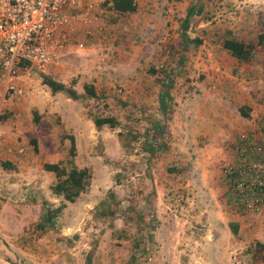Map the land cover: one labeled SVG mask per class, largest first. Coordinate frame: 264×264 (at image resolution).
<instances>
[{"label":"rangeland","instance_id":"1","mask_svg":"<svg viewBox=\"0 0 264 264\" xmlns=\"http://www.w3.org/2000/svg\"><path fill=\"white\" fill-rule=\"evenodd\" d=\"M163 1H159V9L155 10L156 20L150 23L154 35L150 28L145 37L135 33L129 38L121 33L119 36L125 39L119 40L117 29L111 30L108 24L110 19L98 13L106 35L112 40L100 45L95 37H85L77 27L75 37L85 40L86 48L82 51L70 48L53 73L45 75L79 92L82 82H92L96 98L80 99L84 101L87 117H112L117 126L98 130L93 127L88 137L77 140L72 160L78 167L88 169V188L74 203L66 204L54 226L45 231L35 228L41 202L57 206L60 201H49L48 189L44 188L46 195H43L31 180L39 182L38 171L43 162L55 160L48 157L53 146L62 158L59 163L66 161L70 136L62 132L55 137L47 133L41 137H17V143L23 142L25 161L34 172L30 179L22 180L23 185L15 187L17 190L0 194V264H85L87 257L90 264H254L248 250L255 241L264 243V214L236 216L228 203H224L221 167L226 163L206 165L203 162L206 155L192 153L185 146L181 149L182 142L176 138L180 136L178 126H173L171 132L170 121L164 122L157 113V96L163 90L160 84L168 80L167 76L171 80L168 92L172 99L183 94L188 98L199 92L194 82L204 84L200 62L206 67L210 65L204 61L200 45L195 48L189 43L186 48L181 47V34L200 39L205 45L225 37L238 39L237 35L231 36L229 27L231 18L239 16H234V12L241 13L235 9L236 5L245 0ZM162 3L165 9L160 8ZM171 3L196 10L186 30H182L180 19L174 23L168 19L172 13L166 9ZM245 4L255 6L247 13L251 22L258 20L255 21L258 24L250 25L248 14L246 18V12L242 11L240 18L246 23L242 35L255 38L260 32L264 34V0L252 3L247 0ZM182 9L171 12L183 15ZM95 72L101 74L92 75ZM255 79L264 90L262 65ZM22 80L25 93L27 89L48 92L40 82V75L32 70ZM42 91L39 93L43 97ZM44 101L48 105L51 102L48 93ZM26 110L23 117L26 124L37 123L35 120L41 116L36 119L29 107ZM10 112H0L1 132H10L12 123L19 119ZM52 121L51 127L59 128V118L52 117ZM154 124L162 130L164 145L150 157L146 150L154 144L149 137ZM38 125L47 129L49 119L40 120ZM213 157L207 155L205 160ZM235 161L234 158L230 162ZM211 196L217 198L215 211L228 214L223 222L236 223L239 227L234 237L219 233L220 246L214 250L204 244L208 234L205 227L216 228L219 224L220 231L224 225L217 219L205 220L200 214L204 209L212 211ZM106 210L113 215H106Z\"/></svg>","mask_w":264,"mask_h":264},{"label":"crops","instance_id":"2","mask_svg":"<svg viewBox=\"0 0 264 264\" xmlns=\"http://www.w3.org/2000/svg\"><path fill=\"white\" fill-rule=\"evenodd\" d=\"M88 1L92 3L94 12L97 16L98 13H102L104 14V18L110 19L111 23L108 21V24L111 30L112 28L117 29L116 34L119 40L125 39H121V36H119L121 33L123 35L128 34L129 38L135 33L142 37L148 36L150 28L151 35H154L150 23L156 20V18H154V13L159 1L162 0H136L134 12L124 14H116L108 11L103 3L110 0ZM164 2L165 0L163 3ZM245 2H247V0L242 4L236 5L235 9H239L241 13H237V10L234 12V16L237 14H239V16L231 18L233 22L231 23L232 26L229 27V31H231V36L237 35L238 39L233 40L245 43L255 42L256 37L262 32L256 34L255 38H251V36L247 38L241 33V29L246 26L243 18H240L242 11L246 12L245 17L247 18V12L255 8V6H252V8L250 4H245ZM252 2L253 0H249V3ZM163 3L160 8L165 9ZM184 6L181 5L179 7L176 3H171L169 8L166 9L172 13V16L168 19L173 21V23L180 19L179 23L182 24L186 11L189 9L188 6L183 8ZM173 9L174 11L182 9L184 14L174 15L173 12H171ZM248 19L250 25L255 26L258 24V22H255L258 20H252L251 22V15L249 16V14ZM121 29L124 32H121ZM225 38H220L216 43L211 45H205L204 41H200L199 45L205 57L204 61L210 64L209 67H206V64H202V61L200 62V71L205 76L204 84H197L194 82L193 84L196 85L195 88H197L199 92L197 94H192L191 97L188 98H185L184 96L186 95L183 94V96H180L181 98L173 99L171 106L170 128L172 132L173 126H178V135L180 136L176 138L180 139L182 142L181 149L185 146L186 149L191 150L192 153L206 155V157L207 155L214 156L212 160H205L206 157L203 159L206 165L209 163H216L217 161H222L223 164L232 161L235 157L232 152V147L239 144L242 136L251 134L256 141L264 144V90L259 80L255 79L258 78L260 74V66L262 65V67H264V52L255 53L247 62H238L221 48L220 43ZM199 45H197V47ZM198 51L199 50H197V53L199 54ZM182 53L181 51V54ZM196 59H198V55ZM100 74L101 72L92 73V75ZM77 82L79 83V81ZM61 83L65 82L61 81ZM78 83H76L77 86L79 85ZM84 83L88 84L87 82H82L81 85ZM91 84L94 86L92 82ZM46 89L48 90V88ZM73 90H75L77 95H82V91H77V88H73ZM26 91L23 100L7 106L4 110L7 111V113L10 111L14 112L19 119L12 123L11 126L13 127L10 128V132L9 130H5V132L0 131V161L6 162L11 166L10 169H2L0 167V194H7L6 190L10 192L12 191L11 189L17 190L15 187L23 185L24 183L22 180L30 179L34 172L32 165L25 161V159L27 160V155L22 148L23 142L17 143V137L21 139L23 137L27 138L28 136L41 137L45 133L50 137H55L57 133L64 132L66 135L73 138L75 147V144L78 143L77 140L88 137L94 127L90 117H87L85 112L86 108L84 107V101L71 100L62 93L52 94L48 90V96L51 98V102L48 105L44 101V96L47 95L45 91L41 90L44 92L43 97L39 93L41 91H38V89L36 92H33L32 89H27ZM261 94H263V98H260ZM27 107H29L31 112L36 114V119L37 116H41L38 121L35 120L37 123L30 125L27 123L28 126L23 118L24 116L26 117ZM240 112L245 113L246 116L240 115ZM42 115L44 117H42ZM55 116L59 118V128L54 126L51 127L53 122L52 117ZM43 119H49V127H47V129L40 128L38 125L39 121H43ZM64 145L66 146L65 142ZM180 145L181 144H179L178 147ZM48 157L50 159L55 158V160L48 162L44 161L43 165L57 164L62 159L56 153L55 146H53V150L48 154ZM72 161L77 168H80L76 165L75 160ZM43 165L38 171L39 182L38 180L31 181L34 186L38 185L36 189H41L43 195H46V192L49 193L51 196V198L48 199L49 201H60V198H56L50 194L49 187L54 183V175L51 172L43 170ZM25 176H27V178ZM44 188H47L48 191L44 192ZM18 191H20V187H18ZM211 199L212 211L205 212L206 210L204 209L200 214H202L205 220L217 219L221 221L220 225H224V229H220V231L218 230L219 224H216V228H213L211 225L205 227L208 234L204 237V244L208 245L209 250H214L218 249L220 246L219 233L224 237H229L232 233L228 228V224L226 225L223 222V219H225L224 215L227 216L228 214L222 213L220 212L221 210L218 209V211H215V208L218 207L217 198L211 196ZM224 201V203H228L225 189ZM221 202L223 201L221 200ZM231 210L234 212L232 208ZM234 214L238 216L235 212ZM235 219L242 221L243 218L235 217ZM238 231L239 227L237 225L236 234ZM232 236L234 237V235ZM228 242L230 243V239Z\"/></svg>","mask_w":264,"mask_h":264},{"label":"built area","instance_id":"3","mask_svg":"<svg viewBox=\"0 0 264 264\" xmlns=\"http://www.w3.org/2000/svg\"><path fill=\"white\" fill-rule=\"evenodd\" d=\"M77 27L100 45L112 40L88 0H0V112L23 100L30 70L49 75L70 48H86ZM232 152L236 161L221 167L228 203L237 215H263L264 144L250 134Z\"/></svg>","mask_w":264,"mask_h":264},{"label":"trees","instance_id":"4","mask_svg":"<svg viewBox=\"0 0 264 264\" xmlns=\"http://www.w3.org/2000/svg\"><path fill=\"white\" fill-rule=\"evenodd\" d=\"M136 0H110L105 1L103 5L110 12L116 14L132 13L135 10ZM194 8H189L186 11L185 18L182 21V30H186L189 19L195 14ZM181 47L186 48L189 43H193V46L200 44L198 39H190L185 33L181 34ZM220 46L225 50L233 59L238 62L249 61L255 53L264 52V34H259L255 42H241L233 39L225 38L221 41ZM183 52V51H182ZM168 80L161 82V88L163 89L157 96L158 107L157 113L160 115L164 122H169L172 113V97L168 90L171 88V80L167 76ZM40 82L44 85L50 93H62L68 99L80 100L82 98L94 99L96 98L95 90L91 84L82 85V95H77L70 87H66L63 84L40 76ZM240 115L246 116L245 113L240 112ZM92 124L95 129H100L105 126L109 129H113L117 126V122L112 117H91ZM158 127V124H154L153 132H150L149 137L154 142L152 147H149L147 153L149 156H153L156 151L164 145L162 142V130ZM151 130V131H152ZM264 130V129H263ZM75 156V147L72 137H69V148L67 153V159L64 163L57 164H44L43 170L51 172L54 175V183L49 187L50 194L56 198H60V202L57 206H52L46 201L41 202V212L39 219L35 224V228L39 231H45L54 226L55 219L60 215L66 204H72L78 199V197L86 191L89 185L90 174L86 168H77L72 161ZM0 167L2 169H10L11 166L6 162L0 161ZM103 206V202L99 203ZM106 215H113L112 211L106 210ZM142 217L139 216V219ZM228 228L232 235H236L237 225L233 223L228 224ZM251 258V262L254 264H264V243L255 241L251 248L248 250ZM85 264H90L89 257L86 258Z\"/></svg>","mask_w":264,"mask_h":264}]
</instances>
